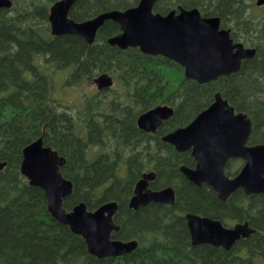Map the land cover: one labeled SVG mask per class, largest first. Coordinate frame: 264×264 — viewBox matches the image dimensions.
Masks as SVG:
<instances>
[{
    "label": "trees",
    "instance_id": "obj_1",
    "mask_svg": "<svg viewBox=\"0 0 264 264\" xmlns=\"http://www.w3.org/2000/svg\"><path fill=\"white\" fill-rule=\"evenodd\" d=\"M56 1L13 0L11 8H0V161L7 163L0 170V264H264V195L238 190L221 201L211 187L196 186L181 173L182 164L195 165L191 153L162 140L220 91L252 118L248 143L264 142V6L254 0H158L154 11L161 14L181 6L219 16L235 41L257 48L239 71L199 84L163 56L109 44L121 31L116 21L107 20L93 43L79 35H53L49 14ZM139 1L76 0L69 16L84 21ZM56 72L64 74L66 87L90 86L103 72L115 84L65 105L52 96ZM160 104L172 106L173 115L156 133L141 130L140 114ZM39 137L66 160L61 172L72 181L73 193L65 208L83 201L94 210L116 200L120 230L112 237L136 239L135 250L99 258L81 235L53 218L44 190L21 172L24 147ZM243 165L242 159H231L226 173L235 176ZM150 170L156 172L153 189L175 188V205L129 207L137 181ZM188 212L225 224L248 221L256 231L230 250L193 245Z\"/></svg>",
    "mask_w": 264,
    "mask_h": 264
},
{
    "label": "water",
    "instance_id": "obj_2",
    "mask_svg": "<svg viewBox=\"0 0 264 264\" xmlns=\"http://www.w3.org/2000/svg\"><path fill=\"white\" fill-rule=\"evenodd\" d=\"M158 0H140L125 10L113 9L84 21L69 16L76 0H58L50 8L49 22L54 35L74 34L93 43L97 32L107 20L118 22L121 32L108 39L121 49L138 47L143 53L161 55L180 64L188 78L206 83L241 69L245 59L256 54L242 42H234L230 29L221 27L219 16H204L198 8L179 7L167 14L154 11ZM261 6L264 0H257ZM13 0H0V8H11ZM99 89L108 88L113 78L102 73L94 80ZM174 113L168 105H157L140 114L138 126L146 132L157 129ZM253 130L248 114L236 111L227 99L216 93L215 100L201 111L188 125L168 132L162 140L177 151H191L197 163L194 168L182 165L186 178L201 186H211L218 197L226 201L238 189L246 194H264V143L247 145ZM231 157H240L245 164L235 177L226 174ZM65 158L42 137L23 149L21 172L32 185L41 187L46 195L48 209L60 223L85 239L88 251L99 258L132 252L137 241L112 239V232L119 230L114 222L118 208L116 201H108L95 210L80 202L70 211L64 200L73 192V183L65 178L61 167ZM7 163L0 161V170ZM154 171L145 172L135 186L130 207L138 209L149 203L175 204L173 187L152 189L150 181ZM193 244L210 243L230 249L241 237H249L254 229L248 223L225 227L221 221L194 213L186 215Z\"/></svg>",
    "mask_w": 264,
    "mask_h": 264
},
{
    "label": "rangeland",
    "instance_id": "obj_3",
    "mask_svg": "<svg viewBox=\"0 0 264 264\" xmlns=\"http://www.w3.org/2000/svg\"><path fill=\"white\" fill-rule=\"evenodd\" d=\"M264 10H260L262 12ZM53 90L52 96L63 104H69L70 106L76 105L73 103H79L87 95L96 93L97 86L94 83H91L90 86H80L76 87H66L64 85V74L62 72L53 73Z\"/></svg>",
    "mask_w": 264,
    "mask_h": 264
},
{
    "label": "flooded vegetation",
    "instance_id": "obj_4",
    "mask_svg": "<svg viewBox=\"0 0 264 264\" xmlns=\"http://www.w3.org/2000/svg\"><path fill=\"white\" fill-rule=\"evenodd\" d=\"M236 222H239V221H235L234 223H236ZM250 224V223H249ZM250 226L253 228V226L250 224Z\"/></svg>",
    "mask_w": 264,
    "mask_h": 264
},
{
    "label": "bare ground",
    "instance_id": "obj_5",
    "mask_svg": "<svg viewBox=\"0 0 264 264\" xmlns=\"http://www.w3.org/2000/svg\"><path fill=\"white\" fill-rule=\"evenodd\" d=\"M38 17V16H37ZM89 17V16H88ZM2 60V59H1ZM103 73H106V74H108L107 72H103ZM71 210V209H70ZM174 260V259H173Z\"/></svg>",
    "mask_w": 264,
    "mask_h": 264
}]
</instances>
